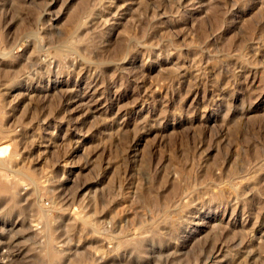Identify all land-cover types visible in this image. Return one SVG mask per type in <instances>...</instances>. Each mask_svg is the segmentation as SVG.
<instances>
[{
  "label": "rangeland",
  "instance_id": "374dc122",
  "mask_svg": "<svg viewBox=\"0 0 264 264\" xmlns=\"http://www.w3.org/2000/svg\"><path fill=\"white\" fill-rule=\"evenodd\" d=\"M0 264H264V0H0Z\"/></svg>",
  "mask_w": 264,
  "mask_h": 264
},
{
  "label": "bare ground",
  "instance_id": "6f19581e",
  "mask_svg": "<svg viewBox=\"0 0 264 264\" xmlns=\"http://www.w3.org/2000/svg\"><path fill=\"white\" fill-rule=\"evenodd\" d=\"M74 50V49H73Z\"/></svg>",
  "mask_w": 264,
  "mask_h": 264
}]
</instances>
